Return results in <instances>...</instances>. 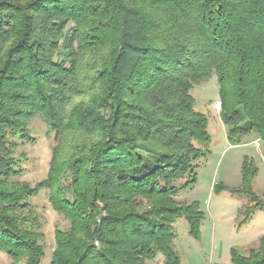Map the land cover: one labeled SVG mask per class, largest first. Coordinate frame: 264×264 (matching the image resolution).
<instances>
[{
  "label": "trees",
  "instance_id": "1",
  "mask_svg": "<svg viewBox=\"0 0 264 264\" xmlns=\"http://www.w3.org/2000/svg\"><path fill=\"white\" fill-rule=\"evenodd\" d=\"M216 76L232 142L264 138V0H0V251L40 264L46 191L67 221L49 264H182L174 222L199 236L203 211L178 198L210 141L192 89ZM53 132L45 177L20 180L18 143ZM244 157V221L264 210ZM224 264V263H215ZM230 264H264V233Z\"/></svg>",
  "mask_w": 264,
  "mask_h": 264
},
{
  "label": "rangeland",
  "instance_id": "2",
  "mask_svg": "<svg viewBox=\"0 0 264 264\" xmlns=\"http://www.w3.org/2000/svg\"><path fill=\"white\" fill-rule=\"evenodd\" d=\"M195 108L208 117L210 141L202 155L196 160L195 182L181 190L179 199L199 202L203 219L196 238L188 232L184 217L174 222L175 247L182 264H230V248L246 251L257 244L264 233V210L254 211L244 221L243 210L248 197L242 192H233L231 187L241 183V164L244 157L251 158L257 167L252 175V188L264 196V138L254 132L243 134L239 141L232 142L226 135V126L220 119L219 94L216 76L196 85L192 89ZM30 134L33 140L20 142L15 155L20 158V180L34 184L46 175L53 144V132L47 129L40 117L32 120ZM42 222L45 256L40 264H49L54 248V228L66 226L65 218L54 211L47 200L46 191L33 197ZM9 258L0 251V264H8ZM19 264H22L20 262ZM148 264H162L158 256Z\"/></svg>",
  "mask_w": 264,
  "mask_h": 264
},
{
  "label": "built area",
  "instance_id": "3",
  "mask_svg": "<svg viewBox=\"0 0 264 264\" xmlns=\"http://www.w3.org/2000/svg\"><path fill=\"white\" fill-rule=\"evenodd\" d=\"M221 103L218 101V107H220Z\"/></svg>",
  "mask_w": 264,
  "mask_h": 264
}]
</instances>
